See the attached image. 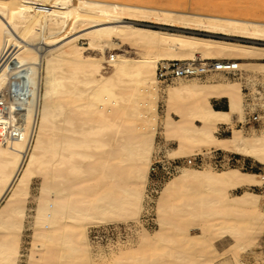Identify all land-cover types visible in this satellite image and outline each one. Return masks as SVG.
I'll use <instances>...</instances> for the list:
<instances>
[{"label": "bare ground", "instance_id": "bare-ground-1", "mask_svg": "<svg viewBox=\"0 0 264 264\" xmlns=\"http://www.w3.org/2000/svg\"><path fill=\"white\" fill-rule=\"evenodd\" d=\"M148 1L0 0V264H19L26 227L27 264H227L225 253L211 249L223 234L234 237L228 254L240 264L237 251L264 219L262 197L251 192L264 175L185 167L151 204L147 185L159 131L175 143L169 159L209 158L213 150L264 166V91L243 86L264 73V23L180 8L199 0ZM116 42L137 49L135 56L115 53ZM220 61L238 72L165 87L155 78L160 63ZM116 66L128 71H119L124 89ZM85 74L96 80L83 83ZM213 99L226 100L227 109H214ZM246 109L259 112V129L234 128ZM221 126L233 127L231 134L216 136ZM147 204L157 230L144 227ZM128 222L137 224L138 243L94 261L88 235L97 229L88 227Z\"/></svg>", "mask_w": 264, "mask_h": 264}, {"label": "rangeland", "instance_id": "rangeland-1", "mask_svg": "<svg viewBox=\"0 0 264 264\" xmlns=\"http://www.w3.org/2000/svg\"><path fill=\"white\" fill-rule=\"evenodd\" d=\"M102 1H108V2H124L127 4H143L146 2H150L148 0H102ZM158 5H165V7H172L174 4L172 3V0H155L154 2H151ZM181 10L186 11L189 8H192L198 12L203 13H211L214 15H223V16H233L235 18H241V19H247L257 22L264 23V0H199L196 3L192 2V4H188L186 2L181 3ZM145 27H149L154 30L163 31V32H169V33H177V30L175 28H169V27H162V26H153L148 24H143ZM119 51L115 52L118 55H126L127 57L133 58L135 56L136 50L135 48H131L127 44H121L119 42H116ZM248 45L247 43H244ZM79 45L82 46L85 49H88V41L87 40H81L79 42ZM93 55V52L87 51L85 52V55ZM94 56V55H93ZM123 70L124 72L128 73V71L125 68L116 66L114 69V77L116 86L119 89H124V81L119 78V71ZM254 77L252 78L254 80L253 84H243V86H248L249 88L257 89L259 92H261L260 87L264 88V73L256 72ZM83 80V83L89 84L90 82H94L96 79L91 74H85L84 77L80 78ZM251 79V80H252ZM192 83L196 81H178L175 84L178 83ZM173 84V85H175ZM171 85V86H173ZM167 88V87H166ZM165 88V89H166ZM163 89V88H160ZM254 90L253 93L256 91ZM250 92L251 89H250ZM245 93V92H244ZM258 96V93L256 95ZM253 99V96H252ZM253 104V101L251 102ZM211 105L214 109L217 110H226L227 109V103L226 100H218L213 99L211 100ZM259 105V104H258ZM165 103L163 96H159L158 100V112H159V119H158V128L161 129L163 120L165 119ZM264 109V107L262 108ZM246 113V111H245ZM172 117L177 120V118L172 115ZM241 123H235L234 128H241ZM223 130L226 131V135L222 137H227L231 134V129L233 127L230 126H221ZM248 128V127H246ZM259 129V128H258ZM218 132V131H217ZM216 136L217 133H216ZM220 137V136H218ZM165 146L167 148H165ZM175 147V143L173 142H164L162 139V135L160 134V131L158 132L156 136V144L155 149L153 150V154L159 151L160 149H164L167 154V150H171ZM167 149V150H166ZM207 153V152H206ZM211 153H214L213 150ZM152 154V155H153ZM219 155H224L228 157H232L237 161H240L241 163H244L247 168H242L241 166L236 167V169H243V172L246 173H256L264 175V166L256 163L255 161L239 156H235L229 153L224 152H217ZM220 172V171H216ZM39 188V183L34 182L32 184V193L36 194V189ZM242 191L238 190L237 192H234L232 194L239 195ZM251 192L256 196H261V202H260V212L264 213V181L263 184L259 187L252 188ZM146 205V204H145ZM34 206L33 202H29L28 207ZM151 206L147 204L146 210L144 212V215H142V220L145 222L144 227L146 229L150 230H157L158 225L153 224V220H157L156 215L154 216V213L151 210ZM232 223H234L233 220H231ZM26 226H28L26 224ZM259 226V229L256 230V232L253 234V239L251 244L244 245V248H241L237 251V258L240 262V264H264V219L259 220L256 225L252 223V230H255ZM137 224H134L133 222L128 223H109L101 226H90L88 227V232L93 229H97L96 232H90L88 235V240L90 244L92 245V254L91 257L94 261L99 262L102 257L108 258L109 250L116 248L119 245H126V246H134L136 243H138V232L137 231ZM199 232L197 230H193L190 232L192 236L197 235ZM218 233H215L217 235ZM22 246H21V255L22 259L19 261V264H27V256L30 254V249H32L31 246V231L28 227H26L24 234L22 235ZM234 237H232L229 234H223L218 237H213L211 249L219 254H226L225 259L229 261L227 264H235L232 263V256L228 254V250L234 245ZM54 249L56 251L60 250V247L58 244L53 245ZM103 254V255H102ZM168 264V262L164 263Z\"/></svg>", "mask_w": 264, "mask_h": 264}, {"label": "built area", "instance_id": "built-area-1", "mask_svg": "<svg viewBox=\"0 0 264 264\" xmlns=\"http://www.w3.org/2000/svg\"><path fill=\"white\" fill-rule=\"evenodd\" d=\"M221 73L226 76L233 77L235 73L238 72V69L235 64H232L229 61H220L217 63L213 62H165L160 63L156 69L155 78L158 84L162 87L171 85L179 79L182 80H191V79H203L205 76L211 73ZM261 91H264V88L260 87ZM245 92L247 90L245 89ZM246 98L250 101L248 93H246ZM246 116L244 123H241V126L244 127H256L260 128L262 121L258 116L259 112L252 113L249 112V109H246ZM249 112V113H248ZM248 113V114H247ZM264 114V109L262 111ZM12 131V129L10 130ZM217 135L222 137L226 135V131L219 128ZM206 163L211 165L216 171H222L229 167H238L241 166L243 169L248 167L241 163L240 161L235 160L232 157L219 155L217 152L211 153L210 157H204L203 155H196L186 159H169L165 148L160 149L152 156V162L150 166L149 182L147 185V198L150 201L161 192L165 183L180 173L182 168H202Z\"/></svg>", "mask_w": 264, "mask_h": 264}]
</instances>
